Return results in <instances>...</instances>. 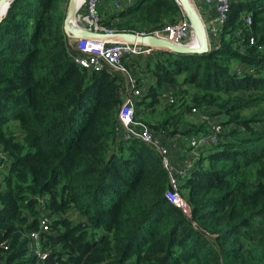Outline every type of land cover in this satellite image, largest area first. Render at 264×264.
Instances as JSON below:
<instances>
[{"label": "trees", "instance_id": "trees-1", "mask_svg": "<svg viewBox=\"0 0 264 264\" xmlns=\"http://www.w3.org/2000/svg\"><path fill=\"white\" fill-rule=\"evenodd\" d=\"M66 4L12 0L0 19V264H49L28 248L34 231L53 264H264V0H230L203 54L123 63L141 89L133 118L162 142L206 132L192 109L219 121L220 140L176 179L187 214L165 199L157 152L120 136L123 77L74 64ZM180 11L97 6L114 32L150 33Z\"/></svg>", "mask_w": 264, "mask_h": 264}, {"label": "built area", "instance_id": "built-area-1", "mask_svg": "<svg viewBox=\"0 0 264 264\" xmlns=\"http://www.w3.org/2000/svg\"><path fill=\"white\" fill-rule=\"evenodd\" d=\"M100 1L101 0L82 1V4L76 10L73 17L72 23L74 28L100 34L112 32V30H109L101 23V17L97 13V6ZM134 1L135 0H111L109 7L110 10L117 12L129 7ZM202 2L204 4L213 5L215 18L205 26L207 29L210 27V30L213 32L212 34L216 37L219 28L226 21L230 0H202ZM244 23L249 25V16L244 18ZM132 33L139 36L150 35L155 38H161L175 45L188 46L193 42L192 29L181 11L179 18L163 26L159 30L150 33H145L144 31ZM237 35H239V32L236 33V36ZM72 46L76 53L73 57V62L78 67L93 72L108 70L123 77L125 84L121 91L122 102L117 112V129L120 136L123 140L135 138L157 152L160 157L162 168L168 175L169 186L171 188V190L165 193V199L168 203L187 214L189 211L188 206L176 191V179L183 178L188 174L193 161L197 157L199 149L211 147L220 140L222 129L219 121L209 117L206 113H197V111L191 110V115L196 116L197 120L205 125L206 132L191 136L186 140V147L192 151L193 157L182 167L175 168L170 162L169 149L161 140L163 135L160 134V136L155 137L145 125L136 122L133 118L135 100L141 95V89L138 88L136 79L130 74L123 63L126 62V60H132L134 58L144 60L153 50L143 45L121 41L86 39L73 40ZM243 70L245 69L240 66H235V72L237 74ZM248 71L251 72V70ZM170 101L171 99L168 98L169 103ZM47 224V217L40 216L39 230L47 231ZM38 236L39 233L37 231L28 234V248L38 260H45L48 253L39 250L37 244ZM0 247L6 249L7 245L5 242H0Z\"/></svg>", "mask_w": 264, "mask_h": 264}, {"label": "water", "instance_id": "water-1", "mask_svg": "<svg viewBox=\"0 0 264 264\" xmlns=\"http://www.w3.org/2000/svg\"><path fill=\"white\" fill-rule=\"evenodd\" d=\"M12 0H0V9L5 5L2 17L5 14L6 9ZM176 4L180 8L181 12L187 19L193 32V40L195 39L197 44L192 43L188 46L175 45L164 39L155 38L153 36H139L132 32H110V33H92L85 30L74 28L71 24L75 15V0H67L65 15L62 22L63 34L67 41L86 39V40H103V41H121L125 43H133L146 46L152 50H160L177 54L186 55H200L209 50V44L207 39V28L202 23L199 15L196 12L191 0H175ZM1 19V18H0ZM171 190L168 186V191ZM45 260L49 264H53L50 256H47Z\"/></svg>", "mask_w": 264, "mask_h": 264}, {"label": "crops", "instance_id": "crops-1", "mask_svg": "<svg viewBox=\"0 0 264 264\" xmlns=\"http://www.w3.org/2000/svg\"><path fill=\"white\" fill-rule=\"evenodd\" d=\"M191 1L202 23L207 25L215 18V12L212 4H204L202 0H191ZM100 2L104 3L105 7L108 9V12H113L112 10H110L109 7V3L111 2V0H101ZM212 33H213L212 30H210V27H208L207 39L210 38L211 40H213L216 38ZM67 42L71 43V40ZM189 120L195 121L196 118L192 116V118H190ZM164 144L169 149L170 162L175 168L182 167L186 162H188L193 157L192 151L186 147V140L181 136L176 135L174 138H169L168 140L165 141Z\"/></svg>", "mask_w": 264, "mask_h": 264}, {"label": "bare ground", "instance_id": "bare-ground-1", "mask_svg": "<svg viewBox=\"0 0 264 264\" xmlns=\"http://www.w3.org/2000/svg\"><path fill=\"white\" fill-rule=\"evenodd\" d=\"M82 1H83V0H75V4H74V6H75V10H77V9L80 7V5L82 4ZM4 9H5V5L2 6V8L0 9V18H1V16H2V14H3ZM71 25L73 26V23H72ZM73 27H74V26H73ZM192 44H193V45H196V44H197L196 40H195V42H194V40H193V43H192Z\"/></svg>", "mask_w": 264, "mask_h": 264}, {"label": "rangeland", "instance_id": "rangeland-1", "mask_svg": "<svg viewBox=\"0 0 264 264\" xmlns=\"http://www.w3.org/2000/svg\"><path fill=\"white\" fill-rule=\"evenodd\" d=\"M71 42H73V40H71ZM194 42H195V39H194Z\"/></svg>", "mask_w": 264, "mask_h": 264}]
</instances>
